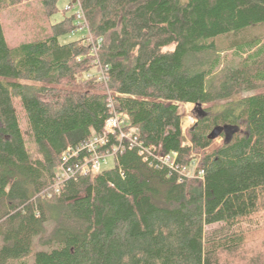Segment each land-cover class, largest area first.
<instances>
[{
    "label": "trees",
    "instance_id": "obj_1",
    "mask_svg": "<svg viewBox=\"0 0 264 264\" xmlns=\"http://www.w3.org/2000/svg\"><path fill=\"white\" fill-rule=\"evenodd\" d=\"M58 2L0 0V264H264V0H73L55 21ZM80 12L99 62L86 36L61 42ZM185 104L205 108L187 140ZM113 112L151 161L127 149L42 198Z\"/></svg>",
    "mask_w": 264,
    "mask_h": 264
},
{
    "label": "built area",
    "instance_id": "obj_2",
    "mask_svg": "<svg viewBox=\"0 0 264 264\" xmlns=\"http://www.w3.org/2000/svg\"><path fill=\"white\" fill-rule=\"evenodd\" d=\"M79 2V0L75 1ZM78 17L82 21L81 31L87 30L86 43L92 48V54L95 59L99 62V48L100 40L96 41L90 32L88 31L84 15L82 12L78 13ZM99 81L107 84L108 75L107 69L99 68L98 72ZM196 120L193 118H188L183 127V133L193 124ZM127 119L122 114L113 112V115L108 119L104 130L100 134H94L87 141L81 143L76 148H69L63 153V162L60 165L59 170L56 172L53 185L42 191L40 196L42 198L51 199L55 195H58L64 186V184L69 180L78 179L84 176H96L105 167L109 165V159L116 156L118 153L125 150H135L137 155L142 159L144 163L151 161V149L147 148L141 143L138 137L133 131L126 130ZM117 135L116 139L118 146H114L113 149H106L109 145L110 136ZM178 157L177 153H171L166 156H161L157 160L160 165L168 166L170 169L177 168L176 159ZM159 166V165H158ZM197 166L194 163L190 168H184L182 171V176L185 178H192L195 175V170ZM203 172H199V176H202Z\"/></svg>",
    "mask_w": 264,
    "mask_h": 264
},
{
    "label": "rangeland",
    "instance_id": "obj_3",
    "mask_svg": "<svg viewBox=\"0 0 264 264\" xmlns=\"http://www.w3.org/2000/svg\"><path fill=\"white\" fill-rule=\"evenodd\" d=\"M73 1V0H59L58 2V7H59V11L58 13L54 16V20L55 21H59V20H62L64 19L66 16H69V15H72V14H75L78 12V8H73L72 10H67V6L68 4ZM74 1H77V0H74ZM26 7L30 12L33 10V7L32 5H29V6H24ZM22 7L21 9L20 8H16V10H10V11H7L3 18L5 20V25H6V28H7V38H8V41L10 44L12 45H16L17 42L19 40H22L25 38L26 36V30L25 29H22L23 32L20 33L21 28L22 27V16L21 14H23L25 11V8ZM27 12V11H26ZM17 23V25H16ZM22 34V38H21V35ZM87 36V31L84 30L82 32H78V33H74V34H71V35H67V36H64L61 38V42L62 43H67V42H70V41H73V40H77V39H80L82 37H85ZM182 107L184 108L185 110V113H186V116L185 118L183 119V125L184 123H186L187 119L188 118H193L194 120H196L197 122V118L199 116H201L204 112H205V108L204 107H201V108H196L194 105L192 104H185V105H182ZM195 122V123H196ZM194 125V124H193ZM191 125L185 132H184V136H185V139L187 140V132L188 130L193 126ZM225 134V133H223ZM226 135H228V133H226ZM226 137H220L218 139H216V144H220L222 141H224ZM29 142V141H28ZM30 146H31V142H30ZM113 163V159L110 158L109 159V164L111 165Z\"/></svg>",
    "mask_w": 264,
    "mask_h": 264
},
{
    "label": "water",
    "instance_id": "obj_4",
    "mask_svg": "<svg viewBox=\"0 0 264 264\" xmlns=\"http://www.w3.org/2000/svg\"><path fill=\"white\" fill-rule=\"evenodd\" d=\"M232 128L231 127H221V126H218V127H216V128H214L213 130H212V132L209 134V136H208V138L210 139V140H216V139H218V138H220L221 137V135L223 134V133H228L230 130H231Z\"/></svg>",
    "mask_w": 264,
    "mask_h": 264
},
{
    "label": "flooded vegetation",
    "instance_id": "obj_5",
    "mask_svg": "<svg viewBox=\"0 0 264 264\" xmlns=\"http://www.w3.org/2000/svg\"><path fill=\"white\" fill-rule=\"evenodd\" d=\"M225 137L227 138V139H229L230 137H229V135H225Z\"/></svg>",
    "mask_w": 264,
    "mask_h": 264
},
{
    "label": "bare ground",
    "instance_id": "obj_6",
    "mask_svg": "<svg viewBox=\"0 0 264 264\" xmlns=\"http://www.w3.org/2000/svg\"><path fill=\"white\" fill-rule=\"evenodd\" d=\"M115 137H117V135H115ZM118 146V142H117V145H115V147Z\"/></svg>",
    "mask_w": 264,
    "mask_h": 264
}]
</instances>
